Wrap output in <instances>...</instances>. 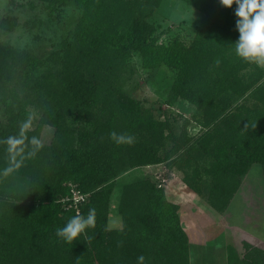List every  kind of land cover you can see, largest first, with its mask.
Returning <instances> with one entry per match:
<instances>
[{"label": "trees", "instance_id": "1", "mask_svg": "<svg viewBox=\"0 0 264 264\" xmlns=\"http://www.w3.org/2000/svg\"><path fill=\"white\" fill-rule=\"evenodd\" d=\"M46 1L75 6L82 17L64 56L57 58L58 52L46 60L61 67L49 62L45 75L35 73L46 61L0 45V99L8 122L0 131V264H191L180 207L161 182L146 179L125 186L121 230L108 228V209L121 172L163 163L173 169L185 161L182 150L204 162L187 167L192 178L187 185L206 187L212 180L211 201L220 212L241 185L242 172L227 166L264 170V71L235 53L236 5L227 9L219 0H182L203 14L198 33L186 43L160 42L159 28L149 22L160 0ZM0 27L11 31L12 19H3ZM133 54L145 69L166 65L177 70L172 99L211 108L217 119L210 120L208 111L199 135L185 129L167 137L166 124L147 119L139 104L116 94L114 79ZM102 72L109 78L105 83L98 80ZM247 72L252 81L247 82ZM19 81L29 82L26 88L53 104L70 107L72 123L87 121L88 126L69 132L52 120L57 134L43 143L42 127L29 130V104L11 86ZM249 93L262 103L255 113L240 107L232 117L218 118V110L224 113L226 107L224 95L230 100ZM51 116L48 110L42 118ZM167 141L174 143L171 151ZM11 166L21 170L26 195L7 193ZM75 192L84 200L70 208L67 199ZM90 210L94 226L72 245L62 242L57 229ZM249 249L243 259L230 251L228 264H264V251Z\"/></svg>", "mask_w": 264, "mask_h": 264}, {"label": "rangeland", "instance_id": "2", "mask_svg": "<svg viewBox=\"0 0 264 264\" xmlns=\"http://www.w3.org/2000/svg\"><path fill=\"white\" fill-rule=\"evenodd\" d=\"M81 17L82 12L75 6H68L67 3L60 6L46 0H0V23L3 19L9 18L12 19L14 26L11 31L0 27V45L17 52H26L42 61L58 52L60 56L57 58H62L63 49L74 37ZM202 18L201 12L182 0H160L149 22L159 28L160 42L178 39L187 43L198 33ZM49 62L53 66L57 65L56 69L61 67L55 61ZM49 62L46 61L35 75H45L50 68ZM252 64L264 71V64ZM252 69L256 75L257 70ZM177 75V70L166 65L145 69L141 57L133 54L126 66L119 71L113 84L117 85L115 88L117 96L126 97L139 104L141 114L147 119L166 124L167 137L170 131L178 136L185 129L190 135L197 136L203 132L202 117L206 116L208 111L210 120L217 118L210 113L211 108L196 109L186 101L172 99V88ZM247 77V82L254 79L252 74H248ZM106 79L109 80L102 72L98 80L105 83ZM28 85L29 82L26 81L11 83V86H17L18 94L29 104L28 110L32 113L27 126L29 130L42 127L40 139L43 143H51L57 134V129L50 124L52 120L58 121V128L69 132L73 129L82 130L88 126L87 121L72 123L73 112L70 107L53 104L47 98L31 92L26 88ZM229 97L228 95L222 97L226 107L222 106L224 113L218 110L216 113L218 118L221 114L222 118L232 117L240 107L251 108V112L255 113L256 106L262 104L260 100L253 99L250 93L239 99L235 97L228 100ZM48 110H52V116L44 120L43 114ZM46 121L48 123H45ZM121 125L123 129L126 126L124 121ZM7 127L5 110L0 99V131ZM73 137H77L76 132ZM173 146L172 141H167L168 151H171ZM181 152L185 161L173 169L163 163L159 166L121 172L115 181L111 196L108 228L110 230L123 228L119 210L125 186L150 179L161 182L162 188L169 194V199L180 207L182 222L190 240L191 264H228L230 251L236 252L241 259L251 247L264 251L263 168L258 165L246 167L239 163H235L233 167L227 166L242 172L241 185L227 209L220 212L211 201L213 199L211 193L214 194L210 187L212 180L203 184L206 187L199 185L193 188L187 185V180L192 181L187 174L191 168L187 167L194 165V162L200 165L204 162L198 159L195 153L189 154L187 150ZM208 163L210 165V161ZM10 170L12 176L6 177L10 178L7 193L17 192L26 195L27 190L20 181L21 170L17 166H11Z\"/></svg>", "mask_w": 264, "mask_h": 264}, {"label": "clouds", "instance_id": "3", "mask_svg": "<svg viewBox=\"0 0 264 264\" xmlns=\"http://www.w3.org/2000/svg\"><path fill=\"white\" fill-rule=\"evenodd\" d=\"M220 4L231 9L235 4L236 29L239 33L235 44V53L243 60L264 64V0H219ZM247 127V125H246ZM245 127V128H246ZM118 140L131 137H117ZM94 210H90L87 216H74L66 225L57 229V236L67 245H72L80 240L81 234H86V229L94 226ZM142 262L144 257H139Z\"/></svg>", "mask_w": 264, "mask_h": 264}, {"label": "built area", "instance_id": "4", "mask_svg": "<svg viewBox=\"0 0 264 264\" xmlns=\"http://www.w3.org/2000/svg\"><path fill=\"white\" fill-rule=\"evenodd\" d=\"M84 200V196H82V195H80L79 193H74V197L72 198V199H67V201H72V203L73 204H70L69 206H70V208L71 207H73V206H75V207H77V203H79V202H81V201H83Z\"/></svg>", "mask_w": 264, "mask_h": 264}]
</instances>
